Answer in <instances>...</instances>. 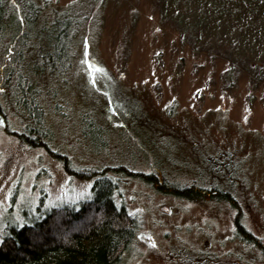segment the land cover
Returning <instances> with one entry per match:
<instances>
[{
  "label": "rangeland",
  "instance_id": "374dc122",
  "mask_svg": "<svg viewBox=\"0 0 264 264\" xmlns=\"http://www.w3.org/2000/svg\"><path fill=\"white\" fill-rule=\"evenodd\" d=\"M39 1L46 20L54 7L78 19L73 72L37 96L46 139L77 171L105 168L114 200L136 218L118 264H264V247L236 226L264 246V0ZM7 36L0 242L58 204L79 207L97 176L73 174L21 135L26 109L5 98ZM85 117L101 125L97 137L82 132ZM164 183L218 187L231 199L180 197Z\"/></svg>",
  "mask_w": 264,
  "mask_h": 264
},
{
  "label": "trees",
  "instance_id": "16d2710c",
  "mask_svg": "<svg viewBox=\"0 0 264 264\" xmlns=\"http://www.w3.org/2000/svg\"><path fill=\"white\" fill-rule=\"evenodd\" d=\"M45 6L39 0H0V38L8 33L10 41L4 44L5 53H9L2 59V70L7 86L5 98L10 99L9 102L11 97L16 98L26 109L21 135H29L30 144L47 147L61 158L49 147L44 111L37 96L41 97L44 89L52 93L51 85L66 80L69 71L73 72L71 42L77 33L78 19L72 20V13H60L54 7L46 20L42 17ZM28 74L33 75L32 81ZM55 75L53 83L47 81ZM41 76L43 89L38 83ZM47 83L51 84L47 86ZM113 107L119 108L114 104ZM62 114L66 115L63 110ZM5 115V105L0 102V123ZM85 120L82 132L87 137H97L101 125L94 119L90 121L85 117ZM94 127L97 134H93ZM61 159L73 174L82 177L97 174L92 185L93 197L81 201L79 207L58 204L30 222L10 226L0 242V264H118L122 260L135 234L136 218L114 200L115 184L106 175L105 168L77 171L71 166L75 170L72 171L68 159ZM145 178L152 185L157 182L155 175ZM158 188L190 199L200 198L206 191L217 198L231 199L218 187L195 188L164 183ZM236 226L243 241L264 247L240 221L237 220Z\"/></svg>",
  "mask_w": 264,
  "mask_h": 264
},
{
  "label": "flooded vegetation",
  "instance_id": "af4514ba",
  "mask_svg": "<svg viewBox=\"0 0 264 264\" xmlns=\"http://www.w3.org/2000/svg\"><path fill=\"white\" fill-rule=\"evenodd\" d=\"M237 223V222H236Z\"/></svg>",
  "mask_w": 264,
  "mask_h": 264
}]
</instances>
